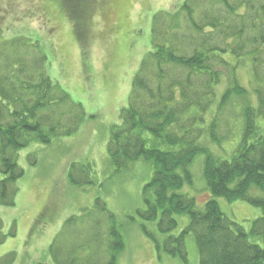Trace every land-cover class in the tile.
I'll return each instance as SVG.
<instances>
[{
	"label": "trees",
	"instance_id": "1",
	"mask_svg": "<svg viewBox=\"0 0 264 264\" xmlns=\"http://www.w3.org/2000/svg\"><path fill=\"white\" fill-rule=\"evenodd\" d=\"M78 2L86 7V0ZM151 39L106 146L117 172L140 160L152 166L143 193L146 209L140 214L157 222L165 238L159 241L143 225L145 234L159 250L184 261L186 239L193 234L200 264H264V217L248 231L216 199L264 208V0H184L178 8L155 13ZM47 61L36 41H0V206L16 203V184L25 174L19 152L33 142L50 144L71 136L85 117L50 76ZM245 70L256 84L257 102L244 109L242 136L231 157H221L206 142H219L216 118L208 121L209 115L217 99L222 108L234 94H245L239 83ZM197 159L209 189L203 209L186 191L194 184ZM93 170L91 163H73L69 183L95 185ZM183 214L189 224L173 234L179 227L176 215ZM112 235L114 255L92 264L119 263L125 244L120 232ZM56 240L50 247L53 257ZM13 256L1 257L0 264H12ZM71 258L75 264L78 258Z\"/></svg>",
	"mask_w": 264,
	"mask_h": 264
},
{
	"label": "rangeland",
	"instance_id": "2",
	"mask_svg": "<svg viewBox=\"0 0 264 264\" xmlns=\"http://www.w3.org/2000/svg\"><path fill=\"white\" fill-rule=\"evenodd\" d=\"M183 2L86 0V7L78 2L79 17L69 19L41 0H0V41L15 37L36 41L47 55L50 76L85 113L71 136L57 137L50 144L33 142L19 152L25 174L16 184L15 205L0 206V258L12 254V264H70L71 257L78 258L75 264L107 262L115 252V230L125 244L118 264H200L193 234L186 239L187 261L159 250L145 234L143 225L159 241L165 238L157 222L140 214L146 209L143 193L152 179V166L140 160L117 172L106 147L112 124L120 122L121 109L128 105L131 81L152 48L155 13ZM239 77L245 94H234L222 108H217V99L209 115L208 121L216 118L219 142H206L221 157L241 139L245 107L257 102L252 76L245 70ZM75 162L92 164L95 185L69 183ZM192 169L195 181L186 191L203 209L209 189L202 161L197 159ZM216 199L224 213L248 231L253 221L264 217V208L247 201ZM176 218L179 227L173 234L189 224L185 214ZM55 240L53 257L50 247Z\"/></svg>",
	"mask_w": 264,
	"mask_h": 264
},
{
	"label": "flooded vegetation",
	"instance_id": "3",
	"mask_svg": "<svg viewBox=\"0 0 264 264\" xmlns=\"http://www.w3.org/2000/svg\"><path fill=\"white\" fill-rule=\"evenodd\" d=\"M42 2L62 11L69 19H76L79 17L77 12L81 6L76 5L74 0H41V4L43 5ZM0 24L2 25V16L0 17Z\"/></svg>",
	"mask_w": 264,
	"mask_h": 264
}]
</instances>
